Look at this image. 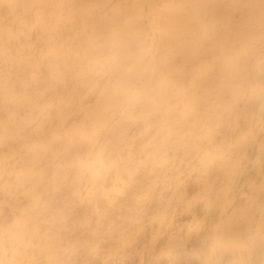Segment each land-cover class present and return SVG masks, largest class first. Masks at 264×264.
<instances>
[{"label": "clouds", "instance_id": "1", "mask_svg": "<svg viewBox=\"0 0 264 264\" xmlns=\"http://www.w3.org/2000/svg\"><path fill=\"white\" fill-rule=\"evenodd\" d=\"M0 264H264V0H0Z\"/></svg>", "mask_w": 264, "mask_h": 264}]
</instances>
